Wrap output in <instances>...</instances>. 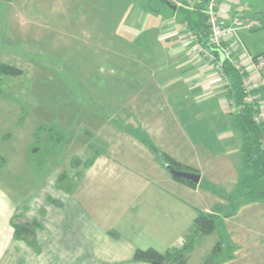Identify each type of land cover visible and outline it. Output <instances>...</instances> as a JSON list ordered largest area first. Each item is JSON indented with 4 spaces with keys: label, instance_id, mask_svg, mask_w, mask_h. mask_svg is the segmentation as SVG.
<instances>
[{
    "label": "crops",
    "instance_id": "crops-1",
    "mask_svg": "<svg viewBox=\"0 0 264 264\" xmlns=\"http://www.w3.org/2000/svg\"><path fill=\"white\" fill-rule=\"evenodd\" d=\"M92 2V26L112 28L109 54L122 49L139 61L133 63L139 66L135 71L129 64L119 67L121 73L136 74L133 87L112 88L120 97L105 95L99 104L93 103L104 116L92 112L96 125L79 139L96 142L102 150L87 160L77 159L75 167L71 162L74 179L65 176L70 185L61 186L58 178L40 179L26 196L14 198L15 184L11 182L9 190L0 183V264H149L133 260L135 252L152 249L165 255L177 250L192 235L199 213L212 214L216 206L225 205L206 193L203 183L232 192L240 179L241 139L233 128L234 105L213 65L192 55L186 42L187 29L179 13L191 10V0H112L110 6ZM219 3L227 25L234 19L244 22L246 28L227 43H240L233 59L241 60L246 78L257 81L253 66L254 59L264 57V0ZM56 11L68 13L60 3ZM28 18L18 21L35 22ZM261 96L264 100V91ZM8 136L0 135V160L7 157L8 151L1 149L10 141L12 135ZM141 139L196 170L200 176L196 188L174 181ZM1 168L0 180L2 174L7 176ZM27 204L31 221L39 225L37 251L14 237L12 221ZM215 242L236 252L229 259L219 258L222 253L213 257L205 245L213 249ZM202 248V264L209 258L215 259L213 264H264L256 255L264 252V200L242 205L221 219L214 233L195 237L191 254ZM242 253L248 259H241Z\"/></svg>",
    "mask_w": 264,
    "mask_h": 264
},
{
    "label": "rangeland",
    "instance_id": "rangeland-1",
    "mask_svg": "<svg viewBox=\"0 0 264 264\" xmlns=\"http://www.w3.org/2000/svg\"><path fill=\"white\" fill-rule=\"evenodd\" d=\"M10 1L15 5H6ZM100 2L110 6L112 0ZM59 3L65 5L67 14L54 12ZM93 6L92 0H0V66L21 71L16 77L0 76V135H12L8 144L2 145L1 151L8 154L0 160V167L7 176L2 174L0 183L9 190L8 185L15 184L14 198L26 196L40 179H55L62 173L66 179H74L71 162L87 160L94 151L102 150L96 142L83 144L79 139L84 130L96 125L91 119L92 112L104 116L94 104H99L105 95L106 99L112 98L111 95L120 97V91L116 93L112 88L133 87L136 74L121 73L119 67L129 64L130 70L135 71L139 66L133 63L139 65V61L129 58L131 54L122 49H118L117 55L113 51L109 54L108 49L114 44L112 28L92 26ZM22 16L35 22L21 25L18 20ZM259 97L263 103L261 94ZM67 184L70 185L68 180L61 182V186ZM201 187L213 199L224 201L231 192L224 190L226 187ZM234 203L231 199L225 201L227 205ZM27 208L28 204L19 209L13 225L31 224ZM214 244L213 249L208 243L205 245L213 257L217 243ZM233 252L236 250L222 249L219 258L229 255V259ZM204 253L205 248L192 253L190 264H202ZM248 254L264 259V252ZM245 255L242 253L240 258L248 259ZM213 263L215 259L209 258L206 264Z\"/></svg>",
    "mask_w": 264,
    "mask_h": 264
},
{
    "label": "trees",
    "instance_id": "trees-1",
    "mask_svg": "<svg viewBox=\"0 0 264 264\" xmlns=\"http://www.w3.org/2000/svg\"><path fill=\"white\" fill-rule=\"evenodd\" d=\"M209 1L210 0H196L192 5L191 10L182 9L179 14L182 18V25L190 32V34H192L194 42L213 57L216 62L220 63L224 74L230 82L227 89V98L234 105L236 111L233 114L232 121L233 128L239 133L241 139L240 159L242 169L240 170V179L236 188L228 195H225L224 199L226 202H230L231 199V202L233 201L234 203L235 201V203L233 205L225 204L223 206H217L212 214L199 213L194 220L192 235L184 240L177 250L168 252L165 255H160L152 249L144 251L137 250L133 257V260L135 261L146 262L149 264H187L186 253L194 248L195 237L208 236L214 233L217 229V222H220L221 219L232 216L242 205L258 200H264V123L257 124L254 122L253 118L256 111L253 106L246 105L244 102L247 95L243 88V80L245 76L240 74V72H238L234 66L224 58L219 48L210 44L209 37L211 34V26L209 24V17L206 14ZM20 74L21 71L15 67L8 65L0 66V76L5 75L16 77ZM263 91L264 87H261L251 93L259 95L262 94ZM141 141L153 151L156 159L164 168L167 165H170L178 171L198 174L196 170L182 166L166 154L159 152L156 148L150 145L147 140L141 139ZM72 163L75 167L79 161L74 159ZM89 164H91V160L85 163V165ZM172 179L191 189L196 188V185L188 181L175 178ZM64 180L65 175L58 177V183H61ZM202 185L207 188L212 187L205 185V183ZM65 191L69 192L70 187L65 188ZM13 229L16 240L25 242L37 251L36 230L39 229V225L36 222H31V224L25 226L14 225ZM221 252L222 244L217 243L213 254L218 255Z\"/></svg>",
    "mask_w": 264,
    "mask_h": 264
},
{
    "label": "built area",
    "instance_id": "built-area-1",
    "mask_svg": "<svg viewBox=\"0 0 264 264\" xmlns=\"http://www.w3.org/2000/svg\"><path fill=\"white\" fill-rule=\"evenodd\" d=\"M196 0H191V4ZM221 0H210L206 14L209 17V24L211 26V34H210V44L216 46L220 49L222 55L226 60H228L234 68L240 72V74L244 75L243 64L241 60L235 61L233 59V55L237 46L240 45H230L227 43L228 38L237 37V32L244 27V22L239 19H234L231 22L230 26L225 24V19H223L219 14V2ZM186 42L189 45L190 53L194 56L201 57L206 59L210 64L213 65L218 78L221 80L222 87L228 89L230 82L227 76L224 74L220 63L216 62L213 57H211L208 53H206L198 44L194 42L192 34L187 30L186 33ZM245 54V50H243ZM254 63V69L258 73V80H250L248 78H244L243 80V88L246 91L247 95L245 97V104L251 105L254 107L256 114L254 115V122L257 124L264 123V102L259 100V95L252 94L251 92L264 87V57H257ZM245 76V75H244Z\"/></svg>",
    "mask_w": 264,
    "mask_h": 264
},
{
    "label": "water",
    "instance_id": "water-1",
    "mask_svg": "<svg viewBox=\"0 0 264 264\" xmlns=\"http://www.w3.org/2000/svg\"><path fill=\"white\" fill-rule=\"evenodd\" d=\"M167 7L175 10L176 8L171 6L169 3H166ZM165 169L167 170V172L169 173V175L171 176V178H175V179H182L184 181H188L194 185H198L200 182V176L199 174H194V173H189V172H185V171H178L175 170L172 166L167 165L165 167Z\"/></svg>",
    "mask_w": 264,
    "mask_h": 264
}]
</instances>
